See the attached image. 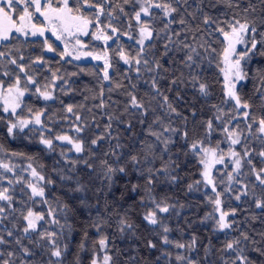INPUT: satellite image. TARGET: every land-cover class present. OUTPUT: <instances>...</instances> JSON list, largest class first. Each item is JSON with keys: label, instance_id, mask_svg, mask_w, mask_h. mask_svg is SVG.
<instances>
[{"label": "trees", "instance_id": "1", "mask_svg": "<svg viewBox=\"0 0 264 264\" xmlns=\"http://www.w3.org/2000/svg\"><path fill=\"white\" fill-rule=\"evenodd\" d=\"M12 1L0 88L17 85L25 96L15 112L0 106V160L8 163L0 171V264H90L101 243L110 264H180V246L191 251L189 264H264V0H65L91 22L81 42L107 54L105 74L100 63L66 55L33 0ZM25 10L43 38L19 33ZM233 23L249 27L240 108L226 101L221 75L222 34ZM108 26L115 38L96 42L94 32ZM34 116L38 125L9 132ZM227 125L241 136L235 150L248 191L238 201L220 190L195 195L198 146H214ZM64 135L78 152L58 141ZM26 169L40 175V197L30 196ZM218 195L228 215L222 228ZM29 212L40 217L33 230Z\"/></svg>", "mask_w": 264, "mask_h": 264}, {"label": "rangeland", "instance_id": "2", "mask_svg": "<svg viewBox=\"0 0 264 264\" xmlns=\"http://www.w3.org/2000/svg\"><path fill=\"white\" fill-rule=\"evenodd\" d=\"M44 0H33L36 14L44 20L45 26L56 36L58 43L62 45L66 51V55L70 56L77 61H93L95 64H102L104 72L108 71V56L105 52H88L85 50V45L81 42V38L86 35L91 25V22L87 19L79 16H74L70 13L65 4V0L62 1L60 8H52L46 5L43 6ZM12 0H0V43L6 40L9 35L14 32L15 27L11 20ZM142 12H146L147 6L141 4ZM31 11L25 10L24 16L21 20V35L28 38H43L46 34L44 27H34L31 24ZM249 33V27L243 23H233L229 30L222 34V38L225 42V51L222 57L221 75L223 81L224 92L226 101L234 103L237 108L241 106L237 102L235 89L237 85L243 80V74L241 69L242 59L245 57L247 36ZM117 35L115 29L107 27L106 32L97 30L92 35V38L96 42L102 44H109ZM148 37L147 30L140 28L138 32L139 44H142ZM121 60L124 64H128L129 60L121 56ZM25 91L19 86L13 85L5 90L0 88V106L5 112H15L19 109L22 99H24ZM39 118L34 116L32 118L17 120L16 123L9 126V132L15 129H23L31 125H38ZM261 133L264 132V127H261ZM210 134L214 135L213 131ZM263 134V133H262ZM241 136L237 132V129H230V127L224 126L217 135L214 146H198L197 155L199 156V162L202 167L201 179L193 187V194L204 195L208 191L218 193L220 190L222 196L227 200L233 199L238 201L243 197L248 189L245 181V176L242 172L241 159L236 152V146L239 144ZM62 144H66L71 151L78 152L80 150L79 142L74 141L68 136H61L58 138ZM42 145H48L47 141L41 139ZM8 163L0 160V171L6 170ZM26 174L29 175L30 181L27 183V188L30 190V196L40 197L42 195V188L39 186L41 177L31 169H26ZM10 181V180H9ZM219 194V193H218ZM221 196L216 197L214 212L218 216L217 224L219 227H223L227 222L228 215L221 211ZM55 214L59 212L54 206ZM162 212L165 209H161ZM147 222L152 225L156 224L155 217L148 215L146 217ZM27 222V229L33 230L36 228L40 217L32 212L27 214L25 219ZM58 225V223H56ZM104 243L100 245V254L93 256L90 264H110L108 255L104 253ZM181 250L174 258L180 264H189L191 257V251L183 254V246H180Z\"/></svg>", "mask_w": 264, "mask_h": 264}, {"label": "bare ground", "instance_id": "3", "mask_svg": "<svg viewBox=\"0 0 264 264\" xmlns=\"http://www.w3.org/2000/svg\"><path fill=\"white\" fill-rule=\"evenodd\" d=\"M22 177H23V174H22V175L20 174V179H21Z\"/></svg>", "mask_w": 264, "mask_h": 264}]
</instances>
